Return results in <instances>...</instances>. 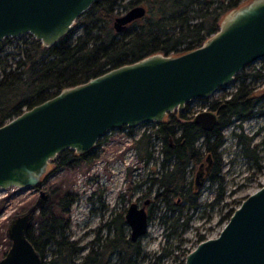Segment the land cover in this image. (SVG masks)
<instances>
[{
	"label": "water",
	"instance_id": "water-1",
	"mask_svg": "<svg viewBox=\"0 0 264 264\" xmlns=\"http://www.w3.org/2000/svg\"><path fill=\"white\" fill-rule=\"evenodd\" d=\"M96 1L0 0V41L29 34L50 47L70 33ZM144 14L141 5L130 8L115 19V30L121 32ZM262 57L264 0H249L226 12L217 31L198 47L177 55L153 53L62 88L0 125V190L37 188L62 151L86 154L111 130L159 124L191 100L208 98L229 85L237 73ZM192 122L211 130L218 116L203 110ZM202 170L194 179L196 189L204 180ZM39 195L26 212L9 222L10 248L0 264L44 263L27 238L35 215L50 199L46 192ZM124 220L132 242L147 233L149 215L143 206L131 204ZM184 264H264V186L241 202L216 238L190 251Z\"/></svg>",
	"mask_w": 264,
	"mask_h": 264
},
{
	"label": "trees",
	"instance_id": "trees-1",
	"mask_svg": "<svg viewBox=\"0 0 264 264\" xmlns=\"http://www.w3.org/2000/svg\"><path fill=\"white\" fill-rule=\"evenodd\" d=\"M247 1L97 0L78 17L74 29L50 47H44L27 34L16 53H4L9 38L0 41V125L23 110L51 98L62 88L82 83L109 69L153 53L177 55L200 46L217 31L220 19L226 12ZM137 5L145 8V14L117 32L115 19ZM250 74L237 73L235 80H239V83L236 90L229 94L222 92L211 99L209 109L218 116L214 131L206 132L192 122H180L189 118L184 111L186 108L178 111V117L169 113L163 122L155 124L154 135L160 137L165 146L162 148L165 154L162 166L166 167L165 160H171L169 164L172 165L159 179L152 180L158 189L163 190L155 199L167 205L172 213L178 210L168 236L179 237L182 233H178L182 203L189 204L193 210L197 208L195 197L186 189L185 176L190 164L196 166L201 162V149L216 158L223 128L254 115L259 97L253 96V88L248 81ZM132 130L129 128V132ZM212 137L213 142L210 141ZM150 138V133L143 132L135 139L136 150H140L144 143L148 156ZM73 152L66 149L52 162L57 166L65 165V158L71 159ZM86 156L87 163L94 158L93 154ZM215 175V170L210 173L212 178ZM174 200L178 203L172 204ZM72 201L68 200L67 206L61 202L59 208L65 210ZM50 207L40 212L37 230L31 228L27 233L28 240L41 256L45 249L50 250L52 259L43 264H152L140 242L130 240L129 229L121 214L104 225L105 238L97 237L94 241L96 247L88 250L84 257H79L82 247H76L73 242L68 243L64 239V228L59 226ZM234 210L230 209L222 220L227 223ZM203 241L204 236L199 235L198 244ZM175 249L178 251L180 248ZM172 252L160 254L153 264H161L162 259L171 255L173 262L177 261L181 254L173 255Z\"/></svg>",
	"mask_w": 264,
	"mask_h": 264
},
{
	"label": "rangeland",
	"instance_id": "rangeland-1",
	"mask_svg": "<svg viewBox=\"0 0 264 264\" xmlns=\"http://www.w3.org/2000/svg\"><path fill=\"white\" fill-rule=\"evenodd\" d=\"M24 38L27 36L9 38L4 53H16ZM240 72L251 73L248 81L253 88V96L259 97L255 113L246 120L232 122L221 131L222 142L216 151L217 157L212 156L211 173L215 170L216 175L213 178L210 174L205 175L202 185L191 190L190 194L195 197V210L189 204L180 205L182 217L178 221V233H182L179 237L168 236L178 210L172 213L167 205L156 201V195L163 193V190L152 182L153 179H159L167 168H171V160H165L166 167L162 166L165 159L162 148L165 146L161 138L154 135L155 123H142L132 128V132L127 127L107 132L91 151L94 158L90 163L57 166L51 161L50 171L39 188L0 190V260L10 248L6 238L9 222L35 203L41 189L52 193L50 212L57 217V223L63 226L64 239L68 243L73 242L76 247H82L79 257H84L88 250L96 247L94 241L97 237L105 238L106 223L118 214L124 217L131 204L140 207L147 198L151 200L152 207H146L151 219L147 233L139 242L152 264L160 254L172 251L173 255L181 254L179 259L173 262L171 255L162 259L161 264H182L186 253L198 245L199 235H203L205 240L216 238L226 224L222 217L264 186V57ZM254 73L257 75L254 76ZM238 83L239 80L234 79L212 96L188 102L184 111L191 118L181 119L180 122L190 121L197 112L210 110L211 99L222 92L229 94L235 91ZM172 113L178 117V111ZM143 132L151 135L148 156L144 143L140 150L135 148V139ZM210 141H214L213 137ZM208 154L205 149H201V162L206 166ZM199 164H190L187 170L185 180L191 188ZM64 198L73 201L65 210H61L59 206ZM175 203L178 202L174 200L172 204ZM39 218L40 212H37L32 229L37 230L40 226ZM177 247L180 249L175 251ZM42 257L45 263L49 262L52 259L50 250L45 249Z\"/></svg>",
	"mask_w": 264,
	"mask_h": 264
},
{
	"label": "flooded vegetation",
	"instance_id": "flooded-vegetation-1",
	"mask_svg": "<svg viewBox=\"0 0 264 264\" xmlns=\"http://www.w3.org/2000/svg\"><path fill=\"white\" fill-rule=\"evenodd\" d=\"M189 118H191V117H189ZM187 122H192V119L190 120V121H187ZM193 123V122H192ZM217 124H218V122H217ZM217 124H216V126H214L211 130H204V131H206V132H211V131H214L215 129H216V127H217ZM203 130V129H202ZM168 153L170 152V151H167ZM90 154H93V153H91V152H89V153H87V154H76L75 152H73L72 153V158L71 159H66L65 158V165H70V164H74V165H76V164H79V163H81V162H86V160H85V158L87 157L86 155H90ZM165 155V154H164ZM208 155H210V157H209V162H210V164H209V169L207 170V168H206V165H204L203 164V162H200L201 164H199V166H198V168H197V170H196V172H195V176H196V174H197V172L199 171V170H202L203 171V173H202V175H203V177H204V179H205V175L206 176H208L210 173H211V169H212V155L211 154H208ZM207 158V157H206ZM206 161H207V159H206ZM207 164H208V162H206ZM62 167V166H61ZM46 177H47V175L42 179V182H45V179H46ZM194 179H195V177H194ZM195 189V187H194V185L192 186V188H191V185H190V183L189 184H187L186 183V189H188L189 191H191L192 189ZM40 192H46L47 194H49V197H50V199H49V202L48 203H46V205L43 207V209L42 210H40L39 212H41V211H43V210H45V209H48V207L51 205V201H52V193L50 192V191H48V190H43V189H41L40 191H39V193ZM39 194H38V196H37V198H36V201L37 200H39ZM66 197H68V196H66ZM35 201V202H36ZM147 202V203H146ZM67 203H68V200H67V198H64L63 199V201H62V204L63 205H65V206H67ZM144 207L145 208V210H146V207H152L151 206V200L150 199H145L144 201H143V203H142V205L140 206V207ZM29 209V208H28ZM27 209V210H28ZM26 210V211H27ZM25 211V212H26ZM147 212V211H146ZM24 213V212H23ZM150 213V212H149ZM149 213H147L148 215H149ZM60 226V225H59Z\"/></svg>",
	"mask_w": 264,
	"mask_h": 264
}]
</instances>
